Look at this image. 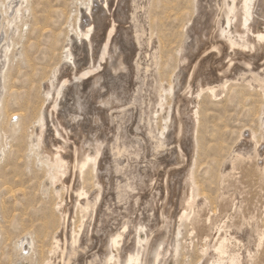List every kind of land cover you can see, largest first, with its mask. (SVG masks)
Here are the masks:
<instances>
[{
	"label": "rangeland",
	"instance_id": "1",
	"mask_svg": "<svg viewBox=\"0 0 264 264\" xmlns=\"http://www.w3.org/2000/svg\"><path fill=\"white\" fill-rule=\"evenodd\" d=\"M198 1L202 5L213 2ZM148 5L144 36L150 38V49L144 61L141 60V67L151 71L143 74L140 103L131 102L136 86L132 72L126 73V70L120 77L122 100L110 106L107 113L112 116L102 130L107 145L117 147L121 155L104 162L95 170L98 173L86 167L81 181L69 178L76 190L83 189L86 193L83 198L98 194V177L106 183L100 190L97 200L100 211H96L93 223L92 208L83 211L76 206L77 194L72 195L67 233L76 234L83 226L84 234L86 231L93 234L92 248L87 254L95 253L91 259L95 261L100 259L102 240L109 234L125 231L124 234L135 237L139 232L141 240L159 236L166 221L162 213L174 205L176 193L172 186L191 169L199 189L196 206L187 223L180 227L178 257L168 259L167 264H217L219 260L230 264V258L236 255L241 264H264V169L261 170L264 166V67L254 73V80L249 75L246 80L242 79L241 70L233 67L222 79L223 83L212 84L222 88L218 87L215 96H211L206 90L211 86L206 78L190 77L189 65L200 60L201 54L185 49L186 45H198L202 38L198 33L188 35L199 15L197 0H151ZM88 7L94 11L88 0H0V264H55L58 260L50 251L54 236L60 234V205L68 207L70 200L67 189L52 183L42 163L47 158L49 144L44 140L37 146L38 122L43 114L49 118L48 128L55 122L64 127L63 124L78 120L73 113L63 119L60 113L55 114L52 105L54 90L61 78L69 80L67 89L76 81L75 71L68 68L70 59L66 48L69 42L78 41L80 31L85 30L81 23ZM121 19L124 30L131 32L129 17ZM214 24L212 27L216 29ZM258 27L263 29L260 23ZM233 31L232 28L233 40L243 45L246 41ZM132 44L134 41L125 44L122 38L112 46L114 51L120 45L124 47L125 66H130L136 58L137 50L131 51ZM228 54L234 55L233 51ZM83 55L80 48L74 56L81 60ZM155 80L160 86L157 99L164 100L161 102L165 107L158 106V101L152 102ZM186 81L191 99L180 109V116L187 118V133L183 127L179 135L182 140L177 143L170 134L175 123L169 109L177 105ZM170 86H174L173 93L168 92ZM46 89L50 96L46 95ZM146 106L152 115L153 135L163 138V149L158 152L150 148L146 126L139 120L140 110ZM117 110L121 112L114 113ZM249 132L256 139L255 148L247 142ZM72 134L70 141L78 147L79 141ZM192 141L196 143L194 148ZM83 150L94 155L89 144H84ZM73 159L74 155L71 163ZM217 233L225 238L224 257L216 255L215 243H211L220 236ZM25 238L32 239L33 244L31 247L24 244L28 250H21L18 244ZM136 240L135 237L133 241ZM256 241H262L259 247ZM121 242L117 250L113 249L116 251H112L113 255L121 252L125 236Z\"/></svg>",
	"mask_w": 264,
	"mask_h": 264
},
{
	"label": "bare ground",
	"instance_id": "2",
	"mask_svg": "<svg viewBox=\"0 0 264 264\" xmlns=\"http://www.w3.org/2000/svg\"><path fill=\"white\" fill-rule=\"evenodd\" d=\"M88 1L92 2V5L94 6V11L91 8L92 6L86 9L87 12L86 15H84V21L81 23V25H83L82 28H84L85 30L84 31L82 30L83 32L79 30L80 31L79 34L81 36L79 40L76 42L68 41L69 45L68 48H66L67 57L70 59V61H68L70 62L69 63L70 66L68 68L70 69V71H75L74 75L76 76V81L70 83V87H68L67 89L65 85L67 82H69V80L64 79L62 77L59 85L54 90L55 99L53 98V105H52V109L55 112V114L60 113V116L63 119L64 118L66 119V116L73 113L76 115L78 120L76 123L71 122L70 124L64 122L65 123L63 124L64 127H62L60 124L55 122V124H53L50 128H48L49 118L47 119V117L43 114L39 118V122H38L40 125H39V131L37 133V139H38L37 146L40 145V143H42L44 140H47L49 144L48 146L49 148L47 149L46 152L47 158L43 160L42 163L47 167L48 175L50 179L53 181L52 183L58 185L60 184L62 188L67 189L70 200V204L68 207L67 206L62 207V205H60L61 207L60 209L61 214L59 215L60 234L54 236L53 238L54 243H52L53 246L51 248L50 253L55 255L58 259L55 262V264H75L76 262L77 263L81 262V264H167L168 259L171 258L174 259L178 255V252H180L179 250L181 244L179 245L180 241L177 240V237L180 235V227L184 225L183 223L187 221V219L189 218V214L196 206V197L198 195L199 189L198 187H196L197 183L194 182L195 179L192 175L193 173L191 169H188V171H186L185 175L181 178V180L175 183L174 186H172V189L176 193L173 195L174 205H169L170 207L168 206L167 208H165L164 211L165 213H162L163 215H165L166 221L164 227H162L159 236H157V234H156L157 237L146 236L144 237V239L141 240L139 238V232H138L135 235L137 240L133 241L135 237L131 235V233L124 234L125 231L109 234L106 239L102 240L101 250L99 252L101 256L100 259H98V261H95L94 259L91 260L95 255V253L92 255L87 254L88 251L91 250L92 248L91 240L93 239V234L89 233L88 231H86L87 234H84L85 232L83 231L84 229L83 226L82 228L80 227L81 229L76 234L72 232L71 233L69 232L70 234L67 233V229H68L67 225L69 221L68 219H70L69 218L70 207H72V202H71L72 195H74L75 193L77 194L78 200L76 201V206H79L83 211L87 212V210L92 208L91 221L93 223L96 211L97 212L100 211V206L97 204V200L100 195V190L103 189L106 183L103 182L98 177V181L96 182V186L99 188L96 189L98 190L96 192L98 194L97 195L94 194L93 197L87 196L86 198H83L82 196H86V193L83 191V189L76 190L72 182L69 181V178L71 179L72 177V179H74L75 177V179L77 178V180L81 181L84 178L86 167L90 166L89 168H92V170L95 171L96 169L101 167L104 162L113 158L115 155L120 154L118 153L119 150L117 147L113 148L111 145H107L105 139H103L104 137L102 138V132H103L102 130L104 127L106 129V126L109 123V120L111 119L112 116L109 113H107L108 110L110 109V106L113 104L117 105L122 100L123 80L120 77L123 76V72L126 70H127L126 73L129 71L132 72L133 80L135 83L134 85L136 86L135 88L136 94L135 93L134 95L132 94L133 96L131 102L133 105H138L141 100L140 88L142 86L143 74L144 73L146 74L149 71L147 68L142 69L141 60L144 61V56L145 55L147 56L150 49V45H149L150 38L146 39V36H144V23L146 22L145 19L147 18L145 13L147 11L148 6L150 5V4L148 5V3L151 0H88ZM212 1H213L212 3L207 2L208 5H202L197 0V5L200 6L199 15L195 19V22L191 27V29H189L188 35L189 33L191 34L198 33L202 35V38L199 41L198 45L197 44L194 45L191 44L190 46L186 45L185 49L186 50L189 49V51L195 50L196 53L201 54L200 60H197L193 64L189 65V67H191L190 77L197 76L200 79L206 78L205 80L206 81L208 80L207 84L211 85L210 87H207L206 90L211 96H215L217 92L216 89H218V87L220 86H215L212 84H216L219 82L221 83L222 79L226 78V76L230 74L231 71H233L232 70L233 67H237L241 70L242 73L240 75L242 76V79L245 78L244 80H246V75H249V77L254 80V73H258L259 72L258 70L264 67V0H212ZM11 4L13 3L11 2ZM126 16H128L130 20L129 23L131 24V32H129L128 30L125 31L123 27L124 25L121 24V20H122L121 18ZM77 21L79 23V20ZM214 23L217 24L216 29L212 27V24ZM259 23L260 25H263L262 30L261 28L259 29L258 27ZM223 25L226 26L224 27ZM232 28L234 29L233 33L237 34L241 39L246 41L243 45L240 46L237 45V43L233 40V37H231ZM66 36L68 35H65V37ZM74 38L76 39L77 37ZM122 38H124L125 44L129 43L130 41H134L135 43L134 46L132 44L131 51L137 50V54L135 56L136 58H134L130 66L129 65L125 66L126 57H125L124 47L120 45L117 51H114L112 47L114 46L113 44L115 43V41ZM65 41L66 40H64V43ZM80 48L84 52V55L81 58V60L74 56L77 50ZM96 50L99 51V56H97V54L95 53ZM229 51H233L234 55L230 56V54H228ZM155 52L152 53L153 58H155ZM112 54H115V56ZM224 59H228V60L224 64L223 63L221 64V61ZM182 60L184 61L185 58H183ZM103 61L106 65L102 63ZM64 68L65 67L63 66V69ZM185 68L186 70L188 69L187 66H185ZM257 75L258 74H256V77L259 76ZM223 82L224 81H222V83ZM187 83L188 81L184 83L182 94H180L177 97L178 98L177 105H175L171 110L169 109V111H171L170 113H172L173 115V119L175 123L174 128L172 132H170V134L175 137V141L177 143L181 142L180 140H182L181 136L179 137V135L182 133L183 127H185L184 129L185 133H187V118L185 117L181 118L180 116V109L183 108V106H185L187 103H189L191 99V96L189 95V91H188L189 87L186 86ZM153 87H154V98L152 102L158 101V104L156 103L158 106L160 105L161 107H165L166 105L162 103L164 102V100L157 99L158 98L157 94L160 91V86L156 82L154 83ZM173 87L170 86L168 90L169 93L174 92ZM63 89L65 90L63 91ZM46 91H47L46 95L50 96V92L47 89ZM119 111L121 112V110H117L114 113H117ZM51 113L52 112H49V114ZM18 114H20V112ZM194 114L196 115L197 113L194 112ZM21 115L23 116L22 113ZM182 119L184 122H182ZM139 120L143 121L146 126L150 148L154 149L157 152L160 149H163V145H164V142L162 140L163 138L161 139L156 137L157 135L156 136L153 135L154 134L152 128L153 121L149 106L146 109L140 110ZM190 124L192 127L194 126L192 122ZM70 131L74 133L72 134V136H75L74 138H77V140L79 141L78 147L73 146L74 144L71 143ZM175 131H177V135H175ZM252 133L250 134L249 132V135L247 136L248 137L247 142L250 145L253 144L255 148L257 144L255 143L256 139H254ZM162 135L163 134H161V136ZM262 138L264 139V132ZM84 144L85 145L89 144L93 147L94 149L93 156H91L87 152H84L83 150ZM195 144L192 141L191 143V145H193L192 148H194ZM177 147L179 149L178 145ZM113 149L114 150L116 149V151L114 152ZM72 155H74L73 163H71ZM263 169L264 166H262L261 170L263 171ZM175 205L177 206L176 209H175ZM123 236H125L126 242H124L121 252L119 250L118 251L120 252L119 254L113 255L112 251L116 252L113 249L116 250L118 249L117 246L123 240ZM236 239L238 240V238ZM214 241H212L211 243H215V252L217 253L216 255L223 256V254L225 253V238L221 237L220 235L217 236V238ZM251 242L253 243V241ZM256 243H258V247H259V244L262 243V241L260 243L256 241ZM24 244H26L28 247H31L33 244V240L28 238L23 239V242H21V244H18L21 250L28 248V247L26 248L25 247L26 245L24 246ZM31 249L32 248H30V250ZM29 255L30 254L27 255L28 258ZM228 256L230 255L228 254ZM24 257L26 258V256ZM52 258L54 259V257ZM226 259L227 258H225V260ZM222 263L223 262L221 260L217 262V264H222ZM229 263L241 264L237 259V255L236 257L232 256V258H230Z\"/></svg>",
	"mask_w": 264,
	"mask_h": 264
}]
</instances>
